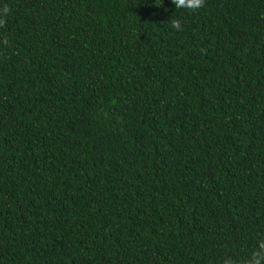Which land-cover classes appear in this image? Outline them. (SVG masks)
Instances as JSON below:
<instances>
[{
  "label": "trees",
  "instance_id": "16d2710c",
  "mask_svg": "<svg viewBox=\"0 0 264 264\" xmlns=\"http://www.w3.org/2000/svg\"><path fill=\"white\" fill-rule=\"evenodd\" d=\"M4 5L0 264L247 258L264 239V0Z\"/></svg>",
  "mask_w": 264,
  "mask_h": 264
},
{
  "label": "clouds",
  "instance_id": "9594fccd",
  "mask_svg": "<svg viewBox=\"0 0 264 264\" xmlns=\"http://www.w3.org/2000/svg\"><path fill=\"white\" fill-rule=\"evenodd\" d=\"M176 9H186L193 13L198 12L206 6V0H171ZM11 9L8 5L0 7V28H3L7 23V17ZM171 27L176 31H182V23L179 19H171ZM5 46H9L7 40L3 41ZM221 264H264V239L258 241L257 246L251 254L245 259H237L232 256H225Z\"/></svg>",
  "mask_w": 264,
  "mask_h": 264
}]
</instances>
